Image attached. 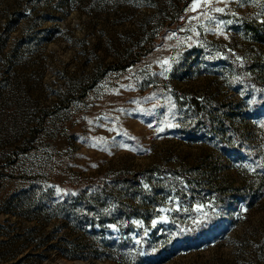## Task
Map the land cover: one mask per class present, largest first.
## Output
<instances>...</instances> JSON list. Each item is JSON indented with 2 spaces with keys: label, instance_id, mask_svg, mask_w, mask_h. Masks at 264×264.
I'll return each mask as SVG.
<instances>
[{
  "label": "rangeland",
  "instance_id": "1",
  "mask_svg": "<svg viewBox=\"0 0 264 264\" xmlns=\"http://www.w3.org/2000/svg\"><path fill=\"white\" fill-rule=\"evenodd\" d=\"M193 4L0 0V264H264V0Z\"/></svg>",
  "mask_w": 264,
  "mask_h": 264
},
{
  "label": "snow or ice",
  "instance_id": "2",
  "mask_svg": "<svg viewBox=\"0 0 264 264\" xmlns=\"http://www.w3.org/2000/svg\"><path fill=\"white\" fill-rule=\"evenodd\" d=\"M217 2H223V0H217ZM211 3H212V0H203V4H204V5L210 6ZM201 6H202V5H201V0H194V4H193V8H192V10L195 11L196 8L201 7ZM215 11H216V12H221V13H222V12H224V9H223V8H216ZM205 15H206V14H205ZM192 19H196V17H193ZM209 19H211V17H209ZM220 23L223 24L224 22L221 21ZM228 23H231V21H228ZM197 34H198V33H197ZM173 35H175V34H173ZM171 38H172V37H169V39H171ZM162 63H163V64H168V61L165 60V61H163ZM166 70H167V69H166ZM168 126L171 127L172 125L169 124ZM163 130H164L163 128H160V129H159V131H163ZM93 146H95V145H93ZM145 187H147V186H145ZM202 207H203L202 205H197L195 210H196L197 212H199V211L202 210ZM176 210L178 211L179 208H177ZM185 211H187V209H185ZM153 223L155 224V221H154ZM194 223H195V221H194Z\"/></svg>",
  "mask_w": 264,
  "mask_h": 264
}]
</instances>
